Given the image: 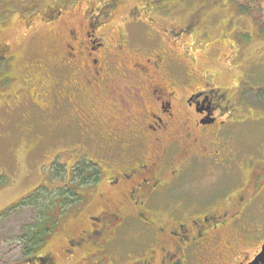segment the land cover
<instances>
[{"label":"flooded vegetation","instance_id":"af4514ba","mask_svg":"<svg viewBox=\"0 0 264 264\" xmlns=\"http://www.w3.org/2000/svg\"><path fill=\"white\" fill-rule=\"evenodd\" d=\"M81 1L0 5V28L15 16L27 27L36 19L55 28L65 26L59 65L66 77L47 86L46 96L50 109L73 110L71 121L92 142L96 157L77 156L79 147L58 165L78 183L66 184L74 200L65 205L72 212L66 222L76 230L66 233L57 219L34 251L9 264H264V147L257 144L249 155L237 142L241 126L264 121L263 111L248 117L240 106L249 66L257 83L253 87H264V0H142L144 7L153 11L157 6L159 16L166 17L173 15L169 4L182 10L193 5L182 25L149 13L143 19L130 9L128 25H143L147 35L141 51L129 44L124 32H110L105 24L121 0H99L96 6L87 1L90 6L80 13ZM242 1L253 8L245 9ZM224 9L232 11L228 22L215 18ZM206 11L208 20L201 19ZM68 19L87 29L79 36L67 26ZM215 23L230 27L224 34L230 43L226 46L237 48L233 54L240 61L237 82L228 86L215 84L220 73L216 55L223 54V44L209 35ZM240 32L247 40H237ZM54 33L60 35L59 30ZM197 35L209 41L207 62L212 68H184V77L173 78L181 67L174 50L189 56ZM7 50L0 43V83L13 66ZM30 58L24 69H30L33 79L46 61ZM30 105L39 106L33 99ZM245 160L252 167L244 179ZM195 163L215 173L207 188L170 189L173 183L183 184L181 171ZM54 235L61 241L47 249Z\"/></svg>","mask_w":264,"mask_h":264},{"label":"rangeland","instance_id":"374dc122","mask_svg":"<svg viewBox=\"0 0 264 264\" xmlns=\"http://www.w3.org/2000/svg\"><path fill=\"white\" fill-rule=\"evenodd\" d=\"M84 1L85 3L81 1L79 4L80 13L90 6L87 1H90L93 6L99 2V0ZM6 2L16 5L18 0L16 2L15 0H0V5L8 6L5 4ZM242 2L244 3L241 5L246 7L245 9L253 8V5L249 6L247 1ZM192 5L189 3L182 10L180 5L171 6L169 4L166 7H170L171 11L173 10V15L166 17L159 16L160 12L156 10L157 6H154L153 11L144 7L142 0H121L113 15L104 21L105 24H108L110 32L118 29L124 32L130 40L129 44L139 47L141 51L147 35L144 34L143 25H128L127 16H129L130 9H135L143 19L149 13L152 17L182 25L184 18L191 11ZM231 12V9L228 12L224 9V12L215 15V18L216 20L226 18L228 22L230 16L227 15ZM208 18L209 15L206 11L202 14L201 19L208 20ZM233 19L236 18L231 17L230 20L234 21ZM67 23V26L74 28L79 36L87 29L83 23L77 20L74 22V20L68 19ZM227 25L215 23L212 31L209 32L214 40H219L223 44V54L218 53L216 55L215 66L220 73L216 76L215 84L225 86L237 82L238 71L240 70L238 64L240 61L238 58L236 61V55L233 54L237 48L232 49L226 46L230 45L229 38L224 36L230 29L229 27L226 30ZM29 26L27 27L21 18L15 16L9 17L5 26L0 28V43L6 44L7 52L12 54L13 62V66L9 69L10 73L6 72V76L1 77L4 82L0 83V175L5 179V183L0 186V212L5 208L19 204L27 197L26 201H22L23 204L10 209L0 217V264H9L21 259L23 254L21 241L25 234V228L37 224L36 222L42 217L40 208L44 204H51L55 200L56 207L53 212L49 211L48 215H53L54 218L62 220L61 227L65 228L66 233H72L76 230V225L66 222L72 212H66V204H62L65 201V196L62 193L67 188L66 184L70 185L71 180H74V184L78 183L76 178L73 179L74 175L70 176L64 166L58 165L65 160L67 153L75 151L79 147L82 148V152H76L77 156L96 159L92 142L80 136L73 125L74 122L71 121L70 117L73 110L69 109V112H66V109L62 107L50 109L49 96H46V92L50 91L47 86L52 88L56 81L63 82L66 77V72L61 69L63 68L62 64L59 65V55L63 53V29L65 26L58 24V27L55 28L54 24L38 23L37 19ZM243 27L248 29L250 23L248 25V22L245 21ZM3 28L5 29L2 30ZM55 30H59V36L54 33ZM143 34L145 36L142 40ZM131 36L135 37L133 41ZM247 38L245 32H240L237 40L240 42V40L245 41ZM193 41L195 44L192 48H186L189 56H185L184 54L187 53L180 48L174 50V60L175 62L181 61V67L180 72L179 68L173 72V78L184 77V68L197 71H206L209 67L212 68V63L207 62V54L209 53L207 44L209 41L205 40V36L200 37L199 35ZM186 43H190V40L186 39ZM261 51L263 52V49ZM251 54L256 56V51ZM29 56L43 57L46 61L43 68L34 71L36 82L34 78L32 79L30 69H24L26 65L29 68L28 63L32 62L31 58L28 59ZM248 68L251 70H247L242 81L243 101L240 102V106L244 116L253 115L256 117L259 111L264 112V87L261 86L260 90L253 87L257 83L251 76L253 74L252 65ZM255 79L258 77L255 76ZM127 94L130 97L133 95L131 91H127ZM30 99H33L39 106L37 108L32 107ZM241 127L237 135V142L240 147L245 148L246 154L251 155L252 150L255 151L259 143L262 144L261 147H264L263 120L248 121ZM261 149L264 153L263 148ZM52 158H55L53 166L51 164ZM72 158L75 159V157ZM247 162L244 161V179L252 167V162L248 164ZM81 163L85 165L86 161ZM214 174L208 166L200 163L192 164L180 173L183 184L173 183L170 189L175 190L178 187L187 191L206 189L210 179L215 176ZM67 193L72 196L71 189L68 188ZM57 231L58 229L55 233ZM60 241L54 235L48 241L46 248L55 249Z\"/></svg>","mask_w":264,"mask_h":264},{"label":"trees","instance_id":"16d2710c","mask_svg":"<svg viewBox=\"0 0 264 264\" xmlns=\"http://www.w3.org/2000/svg\"><path fill=\"white\" fill-rule=\"evenodd\" d=\"M4 183H5V179L2 175H0V186H2ZM67 192H68V188H65V191H63L62 193L65 196L64 199L65 201L64 203L62 202V204H67L72 200H74L72 199L74 197L73 193H71L72 196H70V194ZM26 198H24L25 199L24 201L27 200ZM22 201L19 204H23ZM19 204L5 208L3 211L0 212V217L5 215L10 209L15 208ZM55 207H56L55 200L52 201L51 204H44L43 207L40 208L42 217L39 219V221L36 222L37 224L35 226L25 228V234L21 241L23 253H29L34 251L43 241L44 237L48 234V232L53 228L54 224L57 221V218H54L53 215H48V212L49 211L53 212Z\"/></svg>","mask_w":264,"mask_h":264},{"label":"water","instance_id":"95a60500","mask_svg":"<svg viewBox=\"0 0 264 264\" xmlns=\"http://www.w3.org/2000/svg\"><path fill=\"white\" fill-rule=\"evenodd\" d=\"M249 264H255V262H254V261H252V262H250Z\"/></svg>","mask_w":264,"mask_h":264}]
</instances>
